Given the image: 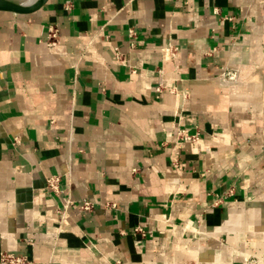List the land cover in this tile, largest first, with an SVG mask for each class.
Returning <instances> with one entry per match:
<instances>
[{
  "label": "crops",
  "instance_id": "obj_1",
  "mask_svg": "<svg viewBox=\"0 0 264 264\" xmlns=\"http://www.w3.org/2000/svg\"><path fill=\"white\" fill-rule=\"evenodd\" d=\"M2 252L264 264V0L0 11Z\"/></svg>",
  "mask_w": 264,
  "mask_h": 264
},
{
  "label": "built area",
  "instance_id": "obj_2",
  "mask_svg": "<svg viewBox=\"0 0 264 264\" xmlns=\"http://www.w3.org/2000/svg\"><path fill=\"white\" fill-rule=\"evenodd\" d=\"M70 2H67V6H70ZM57 29L55 27H49L48 30V39L50 45H55L57 43ZM222 82L227 85L235 84L238 81V75L236 71L231 70H224L221 74ZM48 188L49 190L53 191L54 194L60 193V187H59V179L56 177H51L48 179ZM73 203L68 201L65 205V208L67 209L70 205ZM91 204L89 202H84L82 205V208L85 211H89L91 209ZM140 234L142 233L141 230H137ZM246 264H259L261 262V259L256 256H250L246 257L245 259ZM0 264H35L34 261L24 257V256H18L14 255L12 253L2 252L0 253Z\"/></svg>",
  "mask_w": 264,
  "mask_h": 264
},
{
  "label": "bare ground",
  "instance_id": "obj_3",
  "mask_svg": "<svg viewBox=\"0 0 264 264\" xmlns=\"http://www.w3.org/2000/svg\"><path fill=\"white\" fill-rule=\"evenodd\" d=\"M44 0H9L3 11L22 12L41 7Z\"/></svg>",
  "mask_w": 264,
  "mask_h": 264
},
{
  "label": "water",
  "instance_id": "obj_4",
  "mask_svg": "<svg viewBox=\"0 0 264 264\" xmlns=\"http://www.w3.org/2000/svg\"><path fill=\"white\" fill-rule=\"evenodd\" d=\"M47 0H44V3L46 2ZM9 2V0H0V11H3L5 9V6L7 5V3ZM43 6V5H42ZM41 6V7H42Z\"/></svg>",
  "mask_w": 264,
  "mask_h": 264
}]
</instances>
